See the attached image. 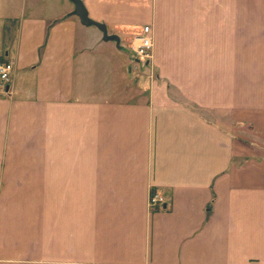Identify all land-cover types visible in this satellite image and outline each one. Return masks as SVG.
<instances>
[{
    "label": "crops",
    "instance_id": "1",
    "mask_svg": "<svg viewBox=\"0 0 264 264\" xmlns=\"http://www.w3.org/2000/svg\"><path fill=\"white\" fill-rule=\"evenodd\" d=\"M81 1L0 0V264H264V0Z\"/></svg>",
    "mask_w": 264,
    "mask_h": 264
},
{
    "label": "rangeland",
    "instance_id": "2",
    "mask_svg": "<svg viewBox=\"0 0 264 264\" xmlns=\"http://www.w3.org/2000/svg\"><path fill=\"white\" fill-rule=\"evenodd\" d=\"M239 56L240 71L237 83L240 89V107L245 108L250 105V108H254L257 115L262 114L261 118H263L264 46H241L239 48ZM245 90H249L250 93H243ZM240 139L241 142L246 143V139L243 137H240Z\"/></svg>",
    "mask_w": 264,
    "mask_h": 264
},
{
    "label": "built area",
    "instance_id": "3",
    "mask_svg": "<svg viewBox=\"0 0 264 264\" xmlns=\"http://www.w3.org/2000/svg\"><path fill=\"white\" fill-rule=\"evenodd\" d=\"M130 49L132 50L133 62L147 67L153 56V39L151 27L146 25L142 32L135 36ZM136 68V66H135ZM14 63L0 56V96L9 93L10 82L13 77ZM166 203L164 196L157 192H152L149 198L151 208L162 206Z\"/></svg>",
    "mask_w": 264,
    "mask_h": 264
},
{
    "label": "water",
    "instance_id": "4",
    "mask_svg": "<svg viewBox=\"0 0 264 264\" xmlns=\"http://www.w3.org/2000/svg\"><path fill=\"white\" fill-rule=\"evenodd\" d=\"M72 1L75 4L74 13L79 16L81 22L84 25H96L97 27H99L104 32V39L106 40L117 39L116 36H108L105 25L97 23L89 18L87 10L85 9L83 2L81 0H72Z\"/></svg>",
    "mask_w": 264,
    "mask_h": 264
}]
</instances>
